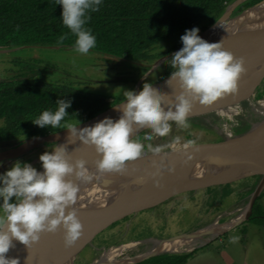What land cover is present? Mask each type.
I'll return each instance as SVG.
<instances>
[{
    "label": "clouds",
    "instance_id": "obj_1",
    "mask_svg": "<svg viewBox=\"0 0 264 264\" xmlns=\"http://www.w3.org/2000/svg\"><path fill=\"white\" fill-rule=\"evenodd\" d=\"M61 6V23L76 37L73 49L88 54L95 47L96 37L85 28L89 11H98L102 0H56ZM199 28L185 29L180 36L182 47L167 60L173 69L167 80L179 83V94L174 102L149 82L139 91L124 90L123 101L115 107L118 118L104 117L82 128L67 125L69 135L94 146L98 155L96 169L100 172L124 171L128 162L142 157L147 149L159 153L161 146L142 143L135 133L150 128L143 136L150 142L154 136L168 135L174 123L188 128V114L194 102L211 104L237 88V82L245 71L243 58L222 46V39L209 42L199 35ZM57 107L43 110L32 123L41 128H56L68 115L71 99L58 98ZM180 137H173L172 144ZM187 144H193L192 140ZM171 146V145H169ZM38 170L31 163L16 160L0 172V264H18V259L6 256L13 239L29 246L37 242L42 232L64 229V243L71 245L81 234L82 223L73 207L79 186L70 177L91 179L86 175L84 161H73L65 144H56L51 151L39 155ZM153 173L152 175H157ZM238 238L230 237L232 242Z\"/></svg>",
    "mask_w": 264,
    "mask_h": 264
},
{
    "label": "trees",
    "instance_id": "obj_2",
    "mask_svg": "<svg viewBox=\"0 0 264 264\" xmlns=\"http://www.w3.org/2000/svg\"><path fill=\"white\" fill-rule=\"evenodd\" d=\"M237 0H102L98 11H89L85 28L96 37L90 49L107 59L136 65L145 76L160 59L182 47L181 41L166 45L185 29L199 28V35L213 26ZM253 0L241 11L254 6ZM61 6L56 0H0V51L24 47L73 48L75 35L61 23ZM244 45L240 46L243 47ZM20 72L0 80V145L32 137H43L77 126L117 105L111 97L96 95L74 84H54L44 76L52 72L41 61H18ZM58 98L71 99L61 125L41 128L32 123L43 110H55ZM200 119V118H198ZM1 151V150H0ZM252 207L248 219L264 227V209ZM247 221V222H248ZM188 254H163L138 264H186Z\"/></svg>",
    "mask_w": 264,
    "mask_h": 264
},
{
    "label": "rangeland",
    "instance_id": "obj_3",
    "mask_svg": "<svg viewBox=\"0 0 264 264\" xmlns=\"http://www.w3.org/2000/svg\"><path fill=\"white\" fill-rule=\"evenodd\" d=\"M251 1L253 0H243L239 3L232 11L231 18L252 8L253 6L241 11V8ZM263 1L259 0L255 5ZM233 4H230L227 9ZM230 21L227 20L225 27L230 24ZM180 36L165 48L180 42ZM238 45L245 46L243 42ZM170 57L171 54L149 75L140 76L135 64L118 59H107L92 51H89L88 54H79L73 48L24 47L0 51V80L10 79L20 72L18 61L39 60L41 66L48 64L53 69L51 73L44 76L45 81L54 84H74L85 92L111 97L114 102L119 104L124 99V90H140L145 82L154 86L169 77L173 70L167 63ZM259 84L253 91L254 95L250 99L252 102L264 101V77ZM249 112L250 107L241 112L244 115L241 118L247 123H249ZM188 122L190 126L186 129L179 128L173 123L168 135L154 136L150 142H144L143 136L145 133H150L151 129L144 131L137 138L142 143H151L154 147L161 146L162 151H166L170 147L169 145H173L172 140L176 136L180 137V141L175 143L176 145L187 144V141L192 140L193 144L190 145L195 148H210L224 141L223 136L215 129L214 125L205 120L197 117L188 119ZM2 124L1 122L0 126ZM250 125H240L238 127L240 129L234 128L233 136L248 132L252 129V125ZM19 143L0 145V150L12 149ZM54 147L34 150L18 160L29 162L42 171L39 155L45 151H51ZM147 151L146 149L145 152ZM13 162L0 163V172L9 168ZM261 179L262 175H257L225 185H213L184 193L153 209L113 222L86 243L74 262L75 264L88 263L97 258L104 248L111 246L140 242L149 238L161 240L180 234H190L215 221L228 223L239 215L240 211H234L236 208L240 209L250 202L251 195ZM259 203L264 209V195ZM224 211L226 212L224 213ZM233 236L238 238L235 242L230 240V237ZM148 247L150 246L141 244L138 247V252H142ZM188 253H192V255L187 259L186 264H264V227L250 221L243 222L206 245L183 254Z\"/></svg>",
    "mask_w": 264,
    "mask_h": 264
},
{
    "label": "water",
    "instance_id": "obj_4",
    "mask_svg": "<svg viewBox=\"0 0 264 264\" xmlns=\"http://www.w3.org/2000/svg\"><path fill=\"white\" fill-rule=\"evenodd\" d=\"M242 1L243 0H237L236 3L234 2L235 4L231 6L238 5ZM220 19L209 29L215 27ZM202 34L200 36H202ZM229 49H233V47ZM229 51L233 53L235 57L243 58L244 61L245 71L241 74L237 82L236 90L232 93L224 94L211 104H202L198 101L194 102L187 119L197 118L214 111L225 101L229 100L236 93H238L247 83L254 84L247 94L250 96L257 87L258 83L263 79L264 26L253 33L245 51ZM168 57L158 60L146 76L153 72L161 61L167 59ZM168 78L169 77L154 85V87H157L162 93L167 94L165 97L166 100L174 102L176 95H178L180 91L179 83L177 81H169L167 83ZM239 101H241V99H239L237 103H239ZM115 106L90 121L74 127L82 128L84 126L92 125L106 116L112 117L113 119L118 118L120 113L119 109ZM148 129L150 128H144L134 135L138 136ZM248 133L237 135L233 140H242L244 137L248 136ZM39 139H42L46 143L52 144L53 146L56 144H65L68 155L73 161L81 160L87 150H90L94 155H97L94 146L81 142L76 135H69V130L65 129L47 136L32 137L18 141L20 143L24 142L18 149L11 151L9 148L0 151V163L16 161L22 158L32 148L33 142ZM230 144L231 143L224 140L222 143L214 147L197 149L214 150L218 148H230ZM210 164L212 167L207 166L204 163H196L190 167L176 166L175 169L180 176L168 174L158 170H139L129 176L101 187L100 190L87 197L81 204L73 206L77 210V215L82 223V229L90 225L98 224L89 234L88 240L79 246L77 254L83 250L88 241L93 239L99 232L113 222L153 209L161 203L184 193L212 187L213 185H225L244 178L262 175L259 185L251 195L249 202V214L243 222L248 221L253 205L264 191V186H262L264 179V144L256 150L245 154L240 159L217 164L211 162ZM170 165V163L165 162L162 164V167H168ZM153 173L158 174L154 176L152 175ZM144 188L153 192L154 196L152 199H145L138 195V192ZM178 236H181V234ZM213 239L202 243L199 247L206 245ZM157 241H159V239ZM12 243L13 246L10 247L8 253L5 255L18 259V264H44L52 259L65 245L64 229L61 226L58 227L55 232H42L39 240L29 246L15 239H13ZM152 257L144 258L131 264H138Z\"/></svg>",
    "mask_w": 264,
    "mask_h": 264
},
{
    "label": "bare ground",
    "instance_id": "obj_5",
    "mask_svg": "<svg viewBox=\"0 0 264 264\" xmlns=\"http://www.w3.org/2000/svg\"><path fill=\"white\" fill-rule=\"evenodd\" d=\"M236 7L237 5L229 7L217 25L204 32L201 37L209 42H217L222 39V46L228 51H245L253 33L264 26V2L231 18L232 11ZM227 20L231 21L230 24L225 27ZM216 32L218 33L208 38ZM240 42H243L245 46L241 48L238 45ZM232 47L233 49H229ZM161 63H163V61L159 64ZM253 86V83H247L238 93L225 101L219 108L198 117L214 125L215 129L223 136L224 140L231 143V146L227 145L230 146V148L210 150L197 149L189 144H173L166 151L161 150L159 153L150 151L145 152L142 157L138 158L136 161L128 162L127 168L124 171L108 172H100L96 169L98 155H94L90 150H87L81 160L84 161L86 175L90 176L91 179H77L74 176L70 177V179H73L79 186L77 199L73 206L81 204L87 197L100 190L101 187L129 176L139 170H158L180 176L175 169L176 166L190 167L196 163H204L212 167L210 164L211 162L217 164L240 159L245 154L256 150L264 144V101L252 102V100H250L249 105L246 106L242 104V102L249 97L247 94ZM239 99H241V101L237 103ZM248 107H250L249 123L245 121L244 123L248 126L251 123L252 129H250L251 131L249 130L250 132L248 131L249 133L246 132L248 136L244 137V139L234 141L233 139L235 136H233V129L242 125V121L239 120V115ZM23 143L24 142L17 144L11 151L18 149ZM49 146L53 145L39 139L33 142L32 148L27 153L38 149H45ZM223 155L228 157H223ZM165 162L171 165L162 167V164ZM262 186H264V179ZM138 195L145 199H152L154 196L153 192L149 191L147 188L141 189ZM249 210L250 204L248 203L240 207L239 215L230 222L222 223L215 221L203 226L201 230H196L190 234L161 239L159 241H157L158 239L149 238L140 242L104 248L97 258L85 264H131L135 261L152 256L191 252L197 248V246L199 247L200 244L208 242L210 239L216 238L240 225L248 216ZM97 225L98 224H94L83 228L80 236L71 245H64L52 259L44 264H75L74 259L77 256L79 246L88 240L89 234ZM204 234L205 239L197 238V236ZM141 244L150 247L142 252H138V247Z\"/></svg>",
    "mask_w": 264,
    "mask_h": 264
},
{
    "label": "crops",
    "instance_id": "obj_6",
    "mask_svg": "<svg viewBox=\"0 0 264 264\" xmlns=\"http://www.w3.org/2000/svg\"><path fill=\"white\" fill-rule=\"evenodd\" d=\"M260 82H261V81H260ZM260 82H259V83H260ZM259 83H258V85H260ZM258 85H257V86H258ZM256 89H257V87L254 89V91H255ZM253 95H254V92H252V94H251L247 99H245V100L242 102V104H244V105H246V106L249 105V103H250V99H251V97H252ZM239 117H240L239 120L242 121V126L246 125V124L244 123L245 120L241 118V117H244V115H243V114H240ZM238 129H240V128H238ZM236 136H237V135H236ZM244 190H245V189H244ZM244 190H243V191H244ZM226 211H227V210H226ZM226 211H224V213H225ZM234 211H237V212L240 211L239 207L236 208V210H234ZM234 211H233V212H234ZM224 213H223V214H224ZM241 224H243V223H241ZM241 224H240V225H241ZM238 226H239V225H238ZM238 226H237V227H238ZM235 228H236V227H235ZM201 229H202V228H200V229H198V230H201ZM230 231H231V230H230ZM228 232H229V231H228ZM226 233H227V232H226ZM226 233H224V234H226ZM222 235H223V234H222ZM220 236H221V235H220ZM218 237H219V236H218ZM197 238H203V239H205V234H204V235L197 236ZM210 240H211V239H210ZM210 240H209V241H210ZM200 245H201V244H200ZM197 247H198V246H197Z\"/></svg>",
    "mask_w": 264,
    "mask_h": 264
},
{
    "label": "flooded vegetation",
    "instance_id": "obj_7",
    "mask_svg": "<svg viewBox=\"0 0 264 264\" xmlns=\"http://www.w3.org/2000/svg\"><path fill=\"white\" fill-rule=\"evenodd\" d=\"M223 157H228V156H223Z\"/></svg>",
    "mask_w": 264,
    "mask_h": 264
}]
</instances>
